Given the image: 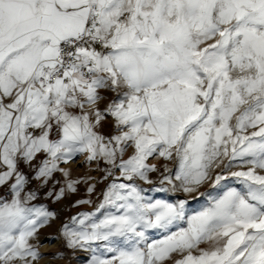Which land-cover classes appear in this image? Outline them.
<instances>
[{
	"label": "snow or ice",
	"instance_id": "snow-or-ice-1",
	"mask_svg": "<svg viewBox=\"0 0 264 264\" xmlns=\"http://www.w3.org/2000/svg\"><path fill=\"white\" fill-rule=\"evenodd\" d=\"M82 154L126 181L62 225L66 249L110 254L90 264H264V0H0V264L42 259L57 216L30 202L55 173L57 201L87 183L61 166ZM150 173L189 196L242 187L189 215L143 195Z\"/></svg>",
	"mask_w": 264,
	"mask_h": 264
},
{
	"label": "rangeland",
	"instance_id": "rangeland-1",
	"mask_svg": "<svg viewBox=\"0 0 264 264\" xmlns=\"http://www.w3.org/2000/svg\"><path fill=\"white\" fill-rule=\"evenodd\" d=\"M105 130L107 131V128ZM149 163H157L159 165L161 161L150 159ZM166 163L169 164L170 168L175 170V162L168 161ZM61 166L70 170L72 179H86L89 176L91 179L88 180L87 183L82 182L77 185V191L75 193L69 192L66 194L65 198L57 201L54 197H49L47 193L48 191H58L60 187L65 186L66 182L60 173H55L56 180L52 181L46 188L40 189L37 200L30 202L31 205L37 207H46L49 211L55 212L57 216V218L48 226H45L40 230L39 238L35 241V243L39 245V252L42 256V259H40L38 264H90V260L94 255L107 257L110 254L104 251L102 244L99 247L94 244L90 249H66L64 247V239L60 232L62 225L64 223L71 225V217H82L83 214L96 213L97 216H100V213H97L96 210L100 203L103 202V192L106 190L107 186L114 180L117 183L126 181H123L122 178L116 179L120 175L118 171H115L112 176L104 179L106 174L104 169L106 165H104L103 162L100 164L95 162L89 164L86 162L83 154L78 156L74 161H70L67 165ZM232 170L238 169L234 167ZM150 178L153 180V184L151 185L146 184L143 181H137V183L144 189L143 195L147 199L152 201L165 200L169 202L185 199L187 200L186 210L189 215L203 210L204 207L209 205L212 197L222 195L227 187H242L235 178L229 177L226 181H222V186L213 188L211 182H208L200 189V193H203V195L197 193L194 196H189L183 192L163 190L169 186H162L159 184L158 173H150ZM56 181H59V183H56ZM89 184H95V191L91 195L87 192ZM30 187L35 188L36 182H33ZM2 200H11L10 190L0 188V201ZM78 200H91L92 203L74 206ZM101 211H108V209ZM181 226L186 227V224H182ZM162 236L163 233L160 231L153 230L150 232V237L152 239H160ZM60 252H63L64 255H54Z\"/></svg>",
	"mask_w": 264,
	"mask_h": 264
}]
</instances>
